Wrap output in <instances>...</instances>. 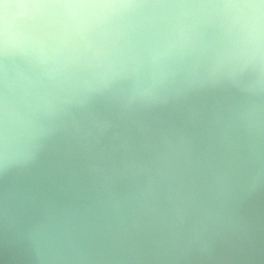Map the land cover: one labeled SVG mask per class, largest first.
Here are the masks:
<instances>
[{
	"label": "clouds",
	"instance_id": "9594fccd",
	"mask_svg": "<svg viewBox=\"0 0 264 264\" xmlns=\"http://www.w3.org/2000/svg\"><path fill=\"white\" fill-rule=\"evenodd\" d=\"M0 264H264V0H0Z\"/></svg>",
	"mask_w": 264,
	"mask_h": 264
}]
</instances>
